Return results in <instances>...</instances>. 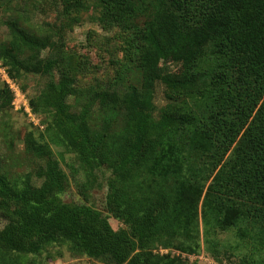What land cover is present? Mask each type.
Here are the masks:
<instances>
[{"label":"trees","instance_id":"trees-1","mask_svg":"<svg viewBox=\"0 0 264 264\" xmlns=\"http://www.w3.org/2000/svg\"><path fill=\"white\" fill-rule=\"evenodd\" d=\"M9 1L0 0V6ZM104 3V19L123 28L140 53L141 74L162 59L183 61L182 74L163 81L174 103L158 109L142 74L139 85L121 77L83 95L74 107L69 102L76 96L74 80L55 76L66 63L63 26L35 34L8 20L12 41L0 46V60L21 88L16 78L21 73L48 78L40 99L52 111L57 136L89 178L102 168L112 172L109 212L124 227L115 230L92 206L63 202L68 178L49 146L39 142L30 150L43 162L37 191H31V176L18 184L0 162V217L7 219L0 224V248L35 253L61 238L108 264H173L148 248L167 236L186 237L191 252L197 251L201 202L205 227L213 218L221 230L255 235L253 242L263 250L264 0ZM41 49H49L42 59ZM184 96L191 104L181 103ZM135 182L150 183L147 190L142 185L129 193ZM187 201L194 205L195 230L168 226L175 219L186 226L181 209ZM204 241L205 250L214 253L207 233Z\"/></svg>","mask_w":264,"mask_h":264},{"label":"rangeland","instance_id":"rangeland-1","mask_svg":"<svg viewBox=\"0 0 264 264\" xmlns=\"http://www.w3.org/2000/svg\"><path fill=\"white\" fill-rule=\"evenodd\" d=\"M105 10L104 0H10L0 6V46L9 45L12 41L8 20L18 21L22 27L35 34H46L54 27L63 26L60 35L64 42L66 63L61 70L56 69L55 76L59 79L64 73L74 80L76 96L69 102L74 107H79L83 95L99 92L125 76L127 84L132 82L139 85L143 74L140 53L132 46L129 34L123 28L105 20ZM48 51L49 49H41L37 56L42 59ZM0 65L4 66L1 60ZM183 66V61L162 59L155 70L143 74L150 84L149 96L158 109L174 103L167 97L163 81L181 75ZM16 78L22 85V96L11 93L0 74V162L3 171L18 184L31 176V191H37L42 179L36 174L43 162L30 150L39 142H45L68 178V186L61 194L63 202L69 205L92 206L107 216L115 230L124 227L123 222L109 212L107 183L112 172L102 168L89 178L79 165L76 155L57 136L52 126V111L40 99L48 78L32 73H21ZM33 101H37L36 108ZM184 102L191 104L190 99L185 96L181 100V103ZM111 119L115 120L114 116ZM148 183L150 182H135L130 186L129 193L142 185L147 190ZM205 192L206 190L203 196ZM146 193L150 195L151 191ZM190 202L187 201L186 207L181 209L186 226H181L176 219L171 220L168 226L180 231H185L190 226L195 230L192 218L194 205ZM201 208L200 202L197 228L200 247L197 251L191 252L192 243L188 238L169 236L154 243L148 250L156 256L173 261V264H264V249L260 245L256 247L253 242L255 235L252 238L241 237L237 228L221 230L213 218L209 219V226L205 227ZM6 220L5 217H0V224L4 225ZM239 227L243 228V225L240 224ZM206 233L212 242L210 245L214 253L205 250ZM0 264L108 262L89 258L79 252L73 243L58 238L35 253H17L0 248ZM162 264H167V261Z\"/></svg>","mask_w":264,"mask_h":264},{"label":"built area","instance_id":"built-area-1","mask_svg":"<svg viewBox=\"0 0 264 264\" xmlns=\"http://www.w3.org/2000/svg\"><path fill=\"white\" fill-rule=\"evenodd\" d=\"M0 74L4 80V82L8 85L9 89L12 91V93L16 96H22L20 94H23L22 88L20 84L15 81L13 78L10 77L7 67L0 65ZM24 97V96H23Z\"/></svg>","mask_w":264,"mask_h":264}]
</instances>
